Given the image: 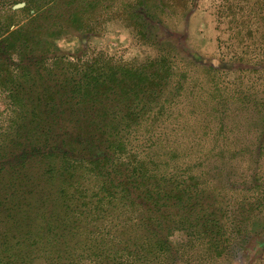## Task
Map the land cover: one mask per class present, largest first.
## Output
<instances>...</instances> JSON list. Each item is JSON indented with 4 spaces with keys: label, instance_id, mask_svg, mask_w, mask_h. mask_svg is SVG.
Masks as SVG:
<instances>
[{
    "label": "rangeland",
    "instance_id": "1",
    "mask_svg": "<svg viewBox=\"0 0 264 264\" xmlns=\"http://www.w3.org/2000/svg\"><path fill=\"white\" fill-rule=\"evenodd\" d=\"M18 3L0 10V27L28 20L23 9L32 5ZM63 7L82 16L63 23L50 51L81 64L111 58L136 66L165 57L171 65L140 124L120 135L156 175L154 184L183 185L188 194L163 221L171 252L124 257L133 264H264V0H65ZM8 94L0 85V134L16 114ZM81 183L98 185L85 173ZM113 214L89 220L95 237L118 249L127 235L114 225H129L134 214ZM92 259L86 253L78 261L98 263Z\"/></svg>",
    "mask_w": 264,
    "mask_h": 264
},
{
    "label": "trees",
    "instance_id": "2",
    "mask_svg": "<svg viewBox=\"0 0 264 264\" xmlns=\"http://www.w3.org/2000/svg\"><path fill=\"white\" fill-rule=\"evenodd\" d=\"M9 1L0 0V10ZM38 1L18 0L32 5L23 9L28 20L0 27V85L16 112L0 134V264H87L78 261L86 253L97 264H133L124 255L142 261L171 252L161 229L186 187L160 189L120 135L140 124L142 109L165 87L168 59L68 60L50 51L49 39L82 13L64 8L65 0ZM84 173L96 189L81 183ZM122 209L134 214L129 225H114L127 238L107 247L89 219H117Z\"/></svg>",
    "mask_w": 264,
    "mask_h": 264
},
{
    "label": "water",
    "instance_id": "3",
    "mask_svg": "<svg viewBox=\"0 0 264 264\" xmlns=\"http://www.w3.org/2000/svg\"><path fill=\"white\" fill-rule=\"evenodd\" d=\"M24 5H25L24 2H22V3H18V4H16V5H14V8H20V7H23Z\"/></svg>",
    "mask_w": 264,
    "mask_h": 264
}]
</instances>
